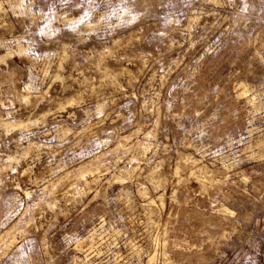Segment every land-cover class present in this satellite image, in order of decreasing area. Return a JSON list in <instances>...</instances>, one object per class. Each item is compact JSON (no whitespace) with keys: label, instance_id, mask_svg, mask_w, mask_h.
Wrapping results in <instances>:
<instances>
[{"label":"rangeland","instance_id":"1","mask_svg":"<svg viewBox=\"0 0 264 264\" xmlns=\"http://www.w3.org/2000/svg\"><path fill=\"white\" fill-rule=\"evenodd\" d=\"M0 264H264V0H0Z\"/></svg>","mask_w":264,"mask_h":264},{"label":"bare ground","instance_id":"2","mask_svg":"<svg viewBox=\"0 0 264 264\" xmlns=\"http://www.w3.org/2000/svg\"><path fill=\"white\" fill-rule=\"evenodd\" d=\"M149 263H150V261H149Z\"/></svg>","mask_w":264,"mask_h":264}]
</instances>
